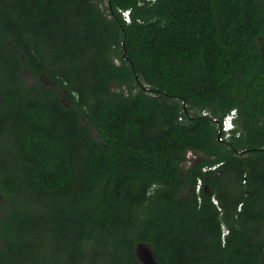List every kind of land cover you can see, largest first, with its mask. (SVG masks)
<instances>
[{"label": "trees", "instance_id": "trees-1", "mask_svg": "<svg viewBox=\"0 0 264 264\" xmlns=\"http://www.w3.org/2000/svg\"><path fill=\"white\" fill-rule=\"evenodd\" d=\"M138 244L264 264V0H0V264Z\"/></svg>", "mask_w": 264, "mask_h": 264}, {"label": "built area", "instance_id": "built-area-1", "mask_svg": "<svg viewBox=\"0 0 264 264\" xmlns=\"http://www.w3.org/2000/svg\"><path fill=\"white\" fill-rule=\"evenodd\" d=\"M121 16L123 18V20H125L126 22L130 21V9H119ZM237 116V111L236 109L232 108L230 109L222 118L221 122L218 123L219 126V130L223 132V137L219 131L218 134V138L222 139V138H229V136L231 135L232 130L235 128V118ZM215 166H213L212 168H214ZM199 184H200V180H198V184L196 185V190L199 189ZM213 201L216 203V200L213 199Z\"/></svg>", "mask_w": 264, "mask_h": 264}, {"label": "water", "instance_id": "water-1", "mask_svg": "<svg viewBox=\"0 0 264 264\" xmlns=\"http://www.w3.org/2000/svg\"><path fill=\"white\" fill-rule=\"evenodd\" d=\"M136 255L142 264H159L154 259L152 249L144 244H138L136 246Z\"/></svg>", "mask_w": 264, "mask_h": 264}, {"label": "rangeland", "instance_id": "rangeland-1", "mask_svg": "<svg viewBox=\"0 0 264 264\" xmlns=\"http://www.w3.org/2000/svg\"><path fill=\"white\" fill-rule=\"evenodd\" d=\"M30 80H31V78H30L29 76H27V82H28V83L30 82ZM192 154H193V153L190 152V151L187 152V157H188L187 164L190 163V160L192 159V156H193Z\"/></svg>", "mask_w": 264, "mask_h": 264}, {"label": "clouds", "instance_id": "clouds-1", "mask_svg": "<svg viewBox=\"0 0 264 264\" xmlns=\"http://www.w3.org/2000/svg\"><path fill=\"white\" fill-rule=\"evenodd\" d=\"M149 1H153V0H149ZM235 109V108H234ZM237 111V110H236ZM235 122V121H234ZM214 198H212V200H213Z\"/></svg>", "mask_w": 264, "mask_h": 264}]
</instances>
